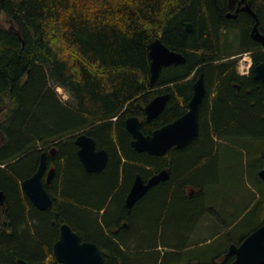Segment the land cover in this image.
Returning <instances> with one entry per match:
<instances>
[{"label":"trees","instance_id":"obj_1","mask_svg":"<svg viewBox=\"0 0 264 264\" xmlns=\"http://www.w3.org/2000/svg\"><path fill=\"white\" fill-rule=\"evenodd\" d=\"M245 1L264 34V0ZM228 11V0H0V13L13 25L0 24V264H59L54 245L62 224L97 244L104 264H214L221 258L233 263V256L226 257L229 245L264 225V182L258 175L264 166V82L253 73L264 62V46L250 35L254 18L246 15L243 25L241 16L226 18ZM186 23L193 25L191 32ZM233 31L240 34L231 41ZM158 38L187 61L163 68L151 85L148 46ZM245 53L253 61L249 76L238 70ZM201 74L207 93L199 136L162 156L137 152L127 118L138 117L145 135L175 121L187 112ZM167 93L164 112L148 121L146 106ZM82 132L108 152L104 171L88 173L81 163L75 140ZM56 143V175L46 185L53 204L42 211L21 183ZM162 170L170 179L128 210L136 176L148 181ZM247 176L255 188L245 185L246 205L219 208L224 180L233 186ZM188 186L198 189L194 198ZM204 203L217 210L226 229L254 228L238 239L235 229L227 231L225 248L193 258L183 241ZM160 241L172 251L159 250Z\"/></svg>","mask_w":264,"mask_h":264},{"label":"water","instance_id":"obj_2","mask_svg":"<svg viewBox=\"0 0 264 264\" xmlns=\"http://www.w3.org/2000/svg\"><path fill=\"white\" fill-rule=\"evenodd\" d=\"M251 14H255L247 3L244 7ZM256 24L252 37L256 42L264 45V34L259 30L258 16L254 15ZM186 30L191 32L193 25L185 24ZM150 59V83L154 85L159 79L160 73L165 67L185 64L187 58L184 54L172 51L160 38L154 40L148 46ZM254 78L264 82V62L253 69ZM207 89L204 75L201 74L193 84V96L188 103L187 112L175 121L155 130L150 135H145L141 129V122L137 117H129L126 120V129L132 135V147L139 153H148L152 156H162L170 149H184L188 147L200 134V111L206 96ZM170 99V94L156 96L147 106L148 121L158 118L165 110ZM75 144L78 146V157L88 173H99L106 169L109 162V154L106 150L97 149L94 138L87 133L77 136ZM46 151L41 153L40 164L36 173L21 183L23 192L42 211L48 210L53 199L46 189L44 175L47 171ZM264 161V153H263ZM55 174V169L49 173L48 184ZM259 178L264 182V166L259 171ZM170 179V173L162 170L145 181L139 174L126 197V207L132 210L137 202L142 200L149 191L162 182ZM5 194L0 192V204L4 205ZM127 227V224H125ZM54 255L59 264H104L105 258L100 247L92 242L82 241L69 224L60 227V238L54 245ZM233 256L232 264H264V225L255 229L240 244H231L226 257ZM18 264H30L23 259ZM53 264V263H46Z\"/></svg>","mask_w":264,"mask_h":264},{"label":"rangeland","instance_id":"obj_3","mask_svg":"<svg viewBox=\"0 0 264 264\" xmlns=\"http://www.w3.org/2000/svg\"><path fill=\"white\" fill-rule=\"evenodd\" d=\"M0 24L8 28H11V29L13 28V25L11 24V22L1 13H0ZM228 33L231 34L229 38L231 41H233V37L235 34H238V35L240 34L237 31L228 32ZM238 47H240V44H238ZM244 59L246 60L250 59L248 58V54L245 53L244 56L240 57L239 62H238V67L240 66L239 64L244 61ZM244 63L247 64V62H244ZM56 91L62 100H68L69 96L64 91V89L57 88ZM245 185L251 189L255 188L252 185L251 180L249 179L248 176L243 184L241 183V180L237 177L236 183L233 186H231V184L229 183V180L225 179L224 182L219 186V192L222 195L221 198L219 199V208H223V207L226 208L227 206H230L233 204L240 205L241 207L245 206L247 203V199L242 200V192L243 190L249 191ZM217 200L218 199H215V201ZM207 204L210 205L209 200L207 201ZM201 209H202V206H201ZM239 209L241 208L239 207ZM232 212L233 210H231V213ZM217 214L212 213L209 221L200 222L198 225L194 224L193 226L194 232H191V234L188 235L187 240L183 241V242H186V244L188 243L187 249L185 251L188 252L189 256H192L193 258H199L202 254H205V253L214 254L218 252L219 250L225 248V246H227L228 244L227 242L229 240L227 231L228 233H232L233 230L235 229V232L233 233L236 234V236H233V238L238 239V237H242L243 235L247 234L249 231H251V229L254 228V225H249V226L247 225L243 227H238L236 225L235 227L226 229L224 226L225 220H222V222L219 221V224H218L217 217H216ZM212 217L215 219V221H212L211 219ZM217 225L219 227H222V229H220L219 227L217 228L216 227ZM218 229L222 231L224 230V231L221 234H218ZM236 229H237V232H236ZM163 235L166 236V234H163ZM161 237H164V236H161ZM166 239L173 242L172 237L170 238L167 237ZM179 241H181V239H179ZM174 242L177 243L176 241ZM160 244H161V247L159 248V250H161L163 253L167 251H172V249L168 247L166 248L163 247V244L161 241H160ZM230 246L231 245H229V247Z\"/></svg>","mask_w":264,"mask_h":264},{"label":"flooded vegetation","instance_id":"obj_4","mask_svg":"<svg viewBox=\"0 0 264 264\" xmlns=\"http://www.w3.org/2000/svg\"><path fill=\"white\" fill-rule=\"evenodd\" d=\"M247 4V2L245 0H228V7H230V11L227 12L226 14V18L228 19H237L238 17L241 16V23L244 25L246 22H247V16L246 15H249L251 16L252 18L255 19L254 15H257V13H255V11L253 10V12L255 14H251L249 11H247L246 9H244L245 5ZM252 9V8H251ZM258 16V15H257ZM256 20V19H255ZM256 22V21H255ZM256 24V23H255ZM255 24L252 26V29H251V32H250V35L252 36V32H253V29H254V26ZM261 32V31H260ZM262 33V32H261ZM263 34V33H262ZM259 43V42H258ZM261 45H263L262 43H260ZM264 46V45H263ZM258 51V50H257ZM251 61V68H252V65H253V61L252 59L250 58L249 59ZM250 74H251V70H250ZM249 74V75H250ZM247 75V76H249ZM4 115V110L3 109H0V121H2V116ZM77 138V137H76ZM79 149V148H78ZM59 150V147L57 145V143L55 145H53L51 148H46L45 151L48 153V158H47V171L44 175V183L45 185H48L50 186L53 181H54V178H55V175H56V166H55V162H53V158L55 157V155L57 154ZM52 161V162H51ZM52 169H55V174L54 176L51 178V183L48 184V178H49V173ZM187 194H188V197L191 199V198H194L197 193L199 192L198 189H195L191 186H188L187 188ZM149 194V193H148ZM147 196V195H146ZM190 201H195L194 199L193 200H190ZM217 214V210L214 209L212 210L211 206L209 205H206V203L203 204V208L201 209V211L197 214L195 220L193 221V225H192V232H194V224H199L200 223V219L204 221H209L210 217H211V214ZM206 219V220H205ZM208 219V220H207ZM191 264H199V261H194L192 262ZM214 264H225L224 262V258H221V259H218V260H215L214 261Z\"/></svg>","mask_w":264,"mask_h":264},{"label":"built area","instance_id":"obj_5","mask_svg":"<svg viewBox=\"0 0 264 264\" xmlns=\"http://www.w3.org/2000/svg\"><path fill=\"white\" fill-rule=\"evenodd\" d=\"M244 62H247V64H245ZM240 66L238 67L239 73L241 75H249L250 74V70H251V61L250 60H246L244 59L243 62H241L239 64Z\"/></svg>","mask_w":264,"mask_h":264},{"label":"bare ground","instance_id":"obj_6","mask_svg":"<svg viewBox=\"0 0 264 264\" xmlns=\"http://www.w3.org/2000/svg\"><path fill=\"white\" fill-rule=\"evenodd\" d=\"M254 30V29H253ZM244 76V75H243ZM247 76V75H246ZM138 118V117H137ZM139 119V118H138ZM140 120V119H139ZM148 120V119H147ZM141 122V121H140ZM141 126H142V123H141ZM82 133H84V132H82ZM82 133H80V134H82ZM86 133V132H85ZM80 134H78V135H80Z\"/></svg>","mask_w":264,"mask_h":264}]
</instances>
